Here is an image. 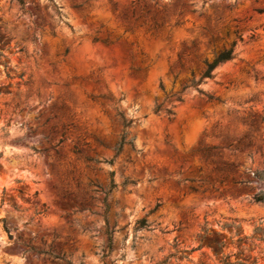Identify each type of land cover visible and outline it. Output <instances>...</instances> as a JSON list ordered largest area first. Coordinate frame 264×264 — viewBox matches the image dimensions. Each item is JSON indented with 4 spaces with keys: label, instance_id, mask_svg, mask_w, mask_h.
I'll return each instance as SVG.
<instances>
[{
    "label": "rangeland",
    "instance_id": "rangeland-1",
    "mask_svg": "<svg viewBox=\"0 0 264 264\" xmlns=\"http://www.w3.org/2000/svg\"><path fill=\"white\" fill-rule=\"evenodd\" d=\"M22 1L0 0V264H264V0Z\"/></svg>",
    "mask_w": 264,
    "mask_h": 264
},
{
    "label": "trees",
    "instance_id": "trees-1",
    "mask_svg": "<svg viewBox=\"0 0 264 264\" xmlns=\"http://www.w3.org/2000/svg\"><path fill=\"white\" fill-rule=\"evenodd\" d=\"M19 3L23 4V1L22 0H17ZM76 9H79L81 8V6H76L75 7ZM132 8H134V4H132ZM264 11L263 10H258V13H263ZM133 14L135 16V11H133ZM147 14H149V12H147ZM178 15H182V11H179L178 12ZM142 17H138V18H135V22H139V20L141 19ZM152 22V24H149V19H148V16H147V19L145 17L144 21L142 22L141 24V27L143 26H147V31L148 32H156L158 31L162 26H163V23L159 22V21H156L155 18H152L150 19V22ZM177 25H180L181 23L180 22H177L176 23ZM240 40H241V37H238ZM92 42L93 43H101L103 44L105 47H110L114 44V42H112L109 38H106V39H100L98 37H94L92 39ZM236 45V42H234L232 45H231V48L229 50H226V51H223L222 53H220L216 59L211 63V64H208L207 65V69L204 73V76L203 78H212L213 77V71L214 69L220 65V64H223V63H226L228 61H232L235 59V55H234V47ZM69 53V49L67 48L65 50V55H68ZM132 70H134L136 73H139L140 72V69L137 68V67H132L131 68ZM95 83H99V81L97 80H94ZM92 100H96V99H105L106 96H103V95H99L97 97L95 96H92L91 97ZM181 101V100H180ZM123 125L126 126V123L125 121H123ZM126 144V141H125V135L122 136L121 138V141L120 143L118 144V148H117V154H120L122 149H123V146ZM128 144L131 146L132 150H134V146H133V143L132 141L128 142ZM75 152L77 153H80V151L78 150L77 147H75ZM218 171V170H217ZM255 176L259 179V180H262L264 181V172L262 173H256ZM255 200L259 203H264V195L260 194V195H257L255 196ZM106 210H107V206H106ZM111 246V234H109V247ZM224 248V244L223 242H217L214 244V247H213V250L215 252H218V253H222V249ZM228 258L229 257H226L225 260H224V264H230L228 262ZM163 264H166V262H164Z\"/></svg>",
    "mask_w": 264,
    "mask_h": 264
}]
</instances>
